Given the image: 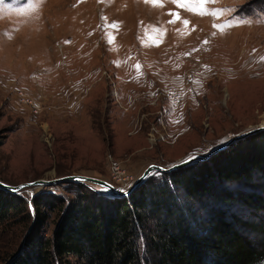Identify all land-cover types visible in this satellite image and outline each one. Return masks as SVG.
Masks as SVG:
<instances>
[{"label": "rangeland", "instance_id": "rangeland-1", "mask_svg": "<svg viewBox=\"0 0 264 264\" xmlns=\"http://www.w3.org/2000/svg\"><path fill=\"white\" fill-rule=\"evenodd\" d=\"M161 3L0 0V180L85 174L124 191L151 163L264 125V0H207L215 16ZM82 191L64 181L17 193L32 216L0 227V264L29 235H51ZM48 193L39 224L32 199Z\"/></svg>", "mask_w": 264, "mask_h": 264}, {"label": "trees", "instance_id": "trees-1", "mask_svg": "<svg viewBox=\"0 0 264 264\" xmlns=\"http://www.w3.org/2000/svg\"><path fill=\"white\" fill-rule=\"evenodd\" d=\"M77 184L86 192L60 206L52 234L29 235L5 264L264 263V130L206 160L156 172L128 196ZM40 196L32 199L37 223L48 218L50 194ZM26 206L0 188V227L31 218Z\"/></svg>", "mask_w": 264, "mask_h": 264}, {"label": "water", "instance_id": "water-1", "mask_svg": "<svg viewBox=\"0 0 264 264\" xmlns=\"http://www.w3.org/2000/svg\"><path fill=\"white\" fill-rule=\"evenodd\" d=\"M264 130V125L255 127L253 129L247 130L245 132L236 134L232 136L230 139H228L224 144L216 147L213 151H211L208 154H196L187 157L186 159H183L182 161L176 162L170 166H163L161 164L151 163L149 164L143 171V173L137 178V180L134 182V184L129 187L127 190H120L118 187H116L111 182L90 176L85 174H72V175H65L58 178L53 179H37L33 181H28L24 183H20L17 185L6 183L2 180H0V188L5 189L7 191H10L12 193H19L21 190L27 188V187H36V186H51L53 184L64 182V181H74L77 183H85V182H91L94 184H97L101 187H104L108 190V193L114 196H128L131 192H133L142 182H144L147 177L152 174L155 171L158 172H172L175 170H178L180 168L186 167L191 165L192 163L200 160H206L210 158L212 155L216 154L217 152L227 148L229 145L244 139L252 134L258 133L260 131Z\"/></svg>", "mask_w": 264, "mask_h": 264}, {"label": "snow or ice", "instance_id": "snow-or-ice-1", "mask_svg": "<svg viewBox=\"0 0 264 264\" xmlns=\"http://www.w3.org/2000/svg\"><path fill=\"white\" fill-rule=\"evenodd\" d=\"M144 2L146 4H151L153 6H161V7L163 6L161 3V0H144ZM172 2L177 4L179 7L186 8L188 11H191L195 14H199V15L211 14L214 16L217 15L216 12L208 13L206 11V9L204 8V5L207 2V0H195L194 3L193 2L181 3V0H172ZM170 15L175 16L177 19L179 18L178 14H176V13H170ZM170 22L174 23L175 20L170 21ZM182 22L185 26H187L189 23V21H187V20H183ZM111 27L118 28V24H113V25H111ZM213 27L214 28H220L221 26L220 25H213ZM153 31H159V30L153 29ZM213 34H215V33H213ZM109 42H111V38H109ZM205 43H207V41H205ZM262 59H264V58H262ZM135 67L137 68V71H139L140 65L137 64Z\"/></svg>", "mask_w": 264, "mask_h": 264}, {"label": "built area", "instance_id": "built-area-1", "mask_svg": "<svg viewBox=\"0 0 264 264\" xmlns=\"http://www.w3.org/2000/svg\"><path fill=\"white\" fill-rule=\"evenodd\" d=\"M116 169L118 170L119 169V165L116 164Z\"/></svg>", "mask_w": 264, "mask_h": 264}, {"label": "bare ground", "instance_id": "bare-ground-1", "mask_svg": "<svg viewBox=\"0 0 264 264\" xmlns=\"http://www.w3.org/2000/svg\"><path fill=\"white\" fill-rule=\"evenodd\" d=\"M262 124H264V123H262Z\"/></svg>", "mask_w": 264, "mask_h": 264}]
</instances>
